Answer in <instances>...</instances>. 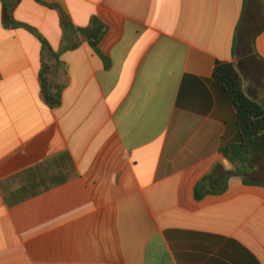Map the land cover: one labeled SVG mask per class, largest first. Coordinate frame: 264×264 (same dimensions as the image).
<instances>
[{"label":"crops","instance_id":"1","mask_svg":"<svg viewBox=\"0 0 264 264\" xmlns=\"http://www.w3.org/2000/svg\"><path fill=\"white\" fill-rule=\"evenodd\" d=\"M42 1L64 12L0 0V264H264V158L226 183L213 81L235 62L264 106V0ZM65 16L106 25L110 69L87 43L54 57Z\"/></svg>","mask_w":264,"mask_h":264},{"label":"trees","instance_id":"2","mask_svg":"<svg viewBox=\"0 0 264 264\" xmlns=\"http://www.w3.org/2000/svg\"><path fill=\"white\" fill-rule=\"evenodd\" d=\"M35 1L43 6L63 11L59 5H49L42 0ZM24 27L29 28L28 26ZM106 30V25L98 18H92L87 28H78L73 25L68 16H65L62 43L59 51L53 53L54 57L59 59L63 53L76 50L83 43H87L104 61L106 69H110V59L99 48ZM69 39H72V42L67 44ZM41 42L44 47L49 48L46 41L41 39ZM50 70V65L43 59L40 70L43 95L46 103L54 108L61 104L62 89H54L49 83ZM213 81L235 108L239 132L238 141L223 147L221 155L234 166L233 174L242 176L248 171L249 165L254 160L264 158V106L246 94L243 76L235 62H218L213 70ZM207 180L204 179L197 186V199H201L207 194V191L202 188Z\"/></svg>","mask_w":264,"mask_h":264},{"label":"clouds","instance_id":"3","mask_svg":"<svg viewBox=\"0 0 264 264\" xmlns=\"http://www.w3.org/2000/svg\"><path fill=\"white\" fill-rule=\"evenodd\" d=\"M221 166L223 168L224 171L226 172H233L234 171V167L233 165L227 160V158H223L221 160ZM241 181L242 178L238 177V176H228L226 183L231 186L233 181Z\"/></svg>","mask_w":264,"mask_h":264}]
</instances>
